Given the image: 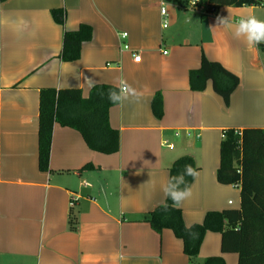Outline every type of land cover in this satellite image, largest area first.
<instances>
[{"label": "crops", "instance_id": "obj_1", "mask_svg": "<svg viewBox=\"0 0 264 264\" xmlns=\"http://www.w3.org/2000/svg\"><path fill=\"white\" fill-rule=\"evenodd\" d=\"M191 2L0 1V264H203L211 256L237 264L236 253L221 252L218 232L204 235L191 261L171 230L157 232L147 221L165 202L170 164L184 155L197 166L192 195L179 206L185 225L208 211L239 209V187L216 180L222 133L264 129V49L217 23L264 20V5L207 10ZM52 9L63 10V24ZM80 24L90 26L91 39L77 60L63 61V32ZM121 32L139 61L121 49ZM202 55L239 78L228 105L210 81L201 91L189 88V71ZM121 82L140 99L108 110L118 150H91L78 131L55 123L49 168L40 170L39 91L77 88L88 97L98 84L118 91ZM156 94L159 118L151 110Z\"/></svg>", "mask_w": 264, "mask_h": 264}, {"label": "trees", "instance_id": "obj_2", "mask_svg": "<svg viewBox=\"0 0 264 264\" xmlns=\"http://www.w3.org/2000/svg\"><path fill=\"white\" fill-rule=\"evenodd\" d=\"M4 1V0H0ZM262 0H200L197 5L207 10L221 6L239 7L258 5ZM55 22L63 24L64 12L51 10ZM90 26L80 24L74 31H64L59 58L74 61L80 56L81 45L91 39ZM264 49V44H259ZM189 88L201 91L210 81L212 89L223 99L225 105L239 78L221 63L201 56L197 69L189 71ZM117 91L105 84L94 86L88 97H82L77 88H43L38 101V167L49 168V153L53 125L55 123L75 129L80 133L88 148L110 154L119 148L118 131L109 125L108 110L111 103L107 94ZM151 110L156 117L163 113L160 94L151 100ZM185 165L197 166L191 156L175 159L169 166V177L182 173ZM91 167L86 164L84 168ZM192 176H186L189 186ZM216 180L221 184L239 187V209L208 211L200 223L186 228L180 207L173 206L170 199L158 205L149 214L147 221L157 232L169 229L182 242L183 253L193 260L199 252L204 235L211 232L220 234V249L223 253H236L237 264H264V129L247 127L242 130L226 129L219 146V166ZM167 204V208L164 204ZM203 264H225L221 256H211Z\"/></svg>", "mask_w": 264, "mask_h": 264}, {"label": "clouds", "instance_id": "obj_3", "mask_svg": "<svg viewBox=\"0 0 264 264\" xmlns=\"http://www.w3.org/2000/svg\"><path fill=\"white\" fill-rule=\"evenodd\" d=\"M217 23L220 27L230 31L234 38L243 39V41L252 46L264 43V20L257 19L254 15L241 17L237 22H233L228 18H217ZM22 29L17 26L16 31L20 32ZM108 100L116 105L123 104L131 99L139 100L140 94L121 82L118 91H109L107 94ZM197 172L191 165H185L182 173L175 176H170L165 183L161 185V190L166 199L173 202V206L179 207L182 202L191 197V188L185 181L186 176L195 177ZM167 208V204H164ZM186 228H191V225H186ZM121 260L125 259L123 256L119 257Z\"/></svg>", "mask_w": 264, "mask_h": 264}, {"label": "built area", "instance_id": "obj_4", "mask_svg": "<svg viewBox=\"0 0 264 264\" xmlns=\"http://www.w3.org/2000/svg\"><path fill=\"white\" fill-rule=\"evenodd\" d=\"M200 0H192V4L193 5H197L198 4V2H199ZM160 13H161V15L164 17L165 16V7H164V5H162L161 6V8H160ZM166 22L164 21L163 22V27H166ZM119 38H120V40L121 41H123V40H125L126 38H127V33L126 32H121V33H119ZM121 49H123V50H130L131 51V49H130V47H129V45L126 43V42H122L121 43ZM163 53H165V51L163 52ZM131 54H132V56H133V59L135 60V61H139V59H140V56L136 53V52H133V51H131ZM70 204H72V203H70Z\"/></svg>", "mask_w": 264, "mask_h": 264}, {"label": "rangeland", "instance_id": "obj_5", "mask_svg": "<svg viewBox=\"0 0 264 264\" xmlns=\"http://www.w3.org/2000/svg\"><path fill=\"white\" fill-rule=\"evenodd\" d=\"M260 5H264V0H262V1L260 2Z\"/></svg>", "mask_w": 264, "mask_h": 264}]
</instances>
